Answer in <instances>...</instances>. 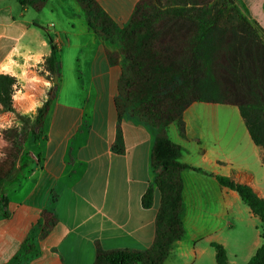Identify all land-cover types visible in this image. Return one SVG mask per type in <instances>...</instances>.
I'll use <instances>...</instances> for the list:
<instances>
[{
    "label": "crops",
    "instance_id": "0c3cea01",
    "mask_svg": "<svg viewBox=\"0 0 264 264\" xmlns=\"http://www.w3.org/2000/svg\"><path fill=\"white\" fill-rule=\"evenodd\" d=\"M95 1L118 24L120 14L129 20L139 0ZM239 2L264 32V0ZM43 7L61 19L63 14L74 18L75 10L83 13L85 26L79 32L69 19L52 30L48 23L46 29L60 52L64 46L80 50L77 37L87 35L91 58L84 61L86 74L73 77L72 97L67 92L61 97L59 68L56 83L51 82L56 89L44 123L38 137L28 141L29 171L8 186L9 216H0V264L10 263L26 238L37 254L24 264H93L96 246L147 250L160 205L151 166L157 130L136 115L125 112L118 118L115 99L125 63L118 44L87 29L77 0H48ZM40 11L0 0V74L16 79L12 106L20 115L36 114L44 102L37 106V100L28 104L25 99L45 98L53 86L47 78L31 76L45 70L50 54L48 38L38 28ZM67 35L74 38H65L64 45ZM108 53L116 54L113 62ZM183 122V136L175 124L165 134L181 147L180 161L202 172H181L184 234L164 264H216L213 243L225 249L230 263L247 264L264 243L260 221L216 176L247 185L264 199V152L251 140L235 105L195 102L185 109ZM152 186V205L145 208L142 198ZM43 210L55 218L44 235Z\"/></svg>",
    "mask_w": 264,
    "mask_h": 264
},
{
    "label": "trees",
    "instance_id": "16d2710c",
    "mask_svg": "<svg viewBox=\"0 0 264 264\" xmlns=\"http://www.w3.org/2000/svg\"><path fill=\"white\" fill-rule=\"evenodd\" d=\"M20 6L40 11L48 0H14ZM86 15L90 32L107 43H117L125 63L115 99L118 118L123 113L136 115L155 127L151 152L155 173L154 187L160 194L155 220V238L147 250L106 251L96 246L93 264H164L175 241L184 234L181 212V172H202L180 161L181 147L165 134L175 124L184 135L183 113L195 102L237 106L253 143L264 152V32L247 18L239 0H139L123 26H119L95 0H77ZM50 54L44 60L49 77L58 78L60 49L46 28ZM116 54L108 53L110 61ZM16 79L0 74V111L17 114L12 106ZM56 85L31 123L22 121V129L4 130L3 139L27 143L37 138L52 102ZM27 128V129H26ZM9 133V134H8ZM16 145V144H15ZM32 162L29 149L17 160L7 159L0 169V216L7 218L8 186L28 173ZM220 186L235 191L260 221L264 241V199L247 185L224 176H216ZM153 201V186L142 198L148 208ZM42 233L55 221L53 213L43 210ZM216 264H232L225 249L213 243ZM37 254L35 244L26 238L8 264H24ZM247 264H264V243Z\"/></svg>",
    "mask_w": 264,
    "mask_h": 264
},
{
    "label": "rangeland",
    "instance_id": "374dc122",
    "mask_svg": "<svg viewBox=\"0 0 264 264\" xmlns=\"http://www.w3.org/2000/svg\"><path fill=\"white\" fill-rule=\"evenodd\" d=\"M71 2V1H70ZM109 4V3H108ZM72 7L68 6V9L70 10ZM39 16L42 17L41 19V25L43 28H46V24L48 23H52V26L49 27V30L53 29V26L55 28H58V26H64L65 24L63 23V21L68 20L69 22H71L74 26H75V32H79V30H81L83 28V26H85V18L83 16V13H78L77 10H75L74 12V18L69 17V15L67 16L66 14H63V18H58L52 14H50V12H47V8L43 7V10H41L39 12ZM32 16H36L37 13H32ZM44 15L46 16L44 18ZM46 21H50V22H46ZM127 19L124 18L123 14H120V17L118 19V25L122 26L125 25L127 23ZM71 35H67L66 37H63V43L65 45V38H71ZM74 38V37H72ZM78 38V43H79V49H73L71 47H62L61 52H60V57H59V72L60 75L62 77V79L64 80V91L62 92L61 97L64 96V94L67 92L69 95H71V86L74 85V81H73V77L78 76L79 72L83 75L86 74V65L85 62L86 60H88L89 58H91V53H90V49L88 47V45H86L87 42V35L85 34H81ZM92 49V48H91ZM89 52V54L86 55V53ZM78 60L80 62H78ZM38 74H32L31 76L34 77V79L36 80L37 78L34 75H39L45 78H47L50 82V86L54 85L52 84V77H49V74L46 72L45 70L42 69L39 72H37ZM34 86H36V84H34ZM49 92V90L47 91ZM44 93L45 98H34L32 96H30L28 99L26 98L25 101L29 104L33 101L34 99L37 100V106L42 104L48 93ZM72 97V95H71ZM32 98V100L30 99ZM36 102V101H35ZM36 106V107H37ZM20 115V114H19ZM21 118L17 117L16 115H13L9 112H1L0 111V128L4 131V130H17L19 133L24 131L22 129V121L23 120H28L29 123H31L34 119L35 114L33 115H20ZM27 129V128H26ZM2 131V132H3ZM1 132V141H0V169L2 168V166L4 165L5 161L7 159H13V160H17L20 158V156L22 155L23 151L26 150V147L28 148V142L27 143H20V139L19 137H16L14 139V141H6L3 139V134ZM9 134V133H8ZM16 144V145H15ZM21 194H16V196H20ZM15 196V197H16Z\"/></svg>",
    "mask_w": 264,
    "mask_h": 264
},
{
    "label": "water",
    "instance_id": "95a60500",
    "mask_svg": "<svg viewBox=\"0 0 264 264\" xmlns=\"http://www.w3.org/2000/svg\"><path fill=\"white\" fill-rule=\"evenodd\" d=\"M56 81H57V78L55 76V77H53V82L56 83Z\"/></svg>",
    "mask_w": 264,
    "mask_h": 264
}]
</instances>
